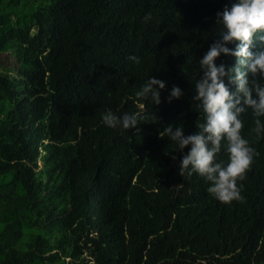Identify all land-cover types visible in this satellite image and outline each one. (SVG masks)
Here are the masks:
<instances>
[{"label":"trees","instance_id":"obj_1","mask_svg":"<svg viewBox=\"0 0 264 264\" xmlns=\"http://www.w3.org/2000/svg\"><path fill=\"white\" fill-rule=\"evenodd\" d=\"M235 2L0 0V264H264V134L252 110L240 116L258 153L237 182L243 202L180 176L182 154L159 135L198 131V61L220 38L216 13ZM149 77L165 82L159 105L135 96ZM173 86L183 94L169 103ZM106 109L145 119L112 129Z\"/></svg>","mask_w":264,"mask_h":264},{"label":"clouds","instance_id":"obj_2","mask_svg":"<svg viewBox=\"0 0 264 264\" xmlns=\"http://www.w3.org/2000/svg\"><path fill=\"white\" fill-rule=\"evenodd\" d=\"M144 20H151V14H146ZM216 24L221 26L220 38L198 61L202 75L195 84L192 97L203 113V122L196 124L198 131L195 134L185 136L182 126L173 129L169 124L159 135L161 138L167 136L175 144L173 151L182 154L179 175L198 174L210 183L208 193L228 204L233 200L243 202L242 185L238 187L237 182L245 179L254 156L258 155L241 136L244 127L241 114L251 109L256 117L253 132L258 137L264 134V123L259 119L264 117V85L256 79L257 76L264 79V49L253 51L257 33H264V0H237L230 8L225 6L222 12L216 13ZM259 40L264 43V35H260ZM228 44H235V48H229ZM221 54L235 57V65L227 70L223 63L217 66L215 61ZM127 59L140 63V58L135 55ZM225 78L235 85L234 92L225 84ZM164 88V81L149 77L135 96L141 100L150 98L154 105H159L160 90ZM182 94L179 87L173 86L168 102L179 99ZM153 118L156 120L155 114ZM144 119L139 113L117 116L111 109L102 113L103 124L112 129L136 128ZM189 145L190 150L184 154ZM222 147L228 156L226 163L217 160ZM172 159L176 160V157L172 156Z\"/></svg>","mask_w":264,"mask_h":264}]
</instances>
